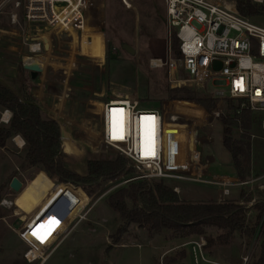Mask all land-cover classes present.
<instances>
[{
	"label": "built area",
	"instance_id": "built-area-1",
	"mask_svg": "<svg viewBox=\"0 0 264 264\" xmlns=\"http://www.w3.org/2000/svg\"><path fill=\"white\" fill-rule=\"evenodd\" d=\"M162 1V5L158 7L150 4L146 8L135 4L134 0H121L125 11H134L141 16L150 11L157 16L160 14L163 25L143 28L146 29V38L142 40L144 47L141 57L144 55L149 59L152 68L159 70L167 67L171 76L179 69L185 72L186 77L170 78L171 87L184 85L191 88L204 85L207 93L217 101H241L240 108L261 116H257L256 121L264 130V26L242 16L235 0L230 3L221 0ZM251 1L264 4V0ZM107 2L108 0H2L0 13L5 6L13 3L14 11L10 13V18L12 24L19 26V29L17 33H9L20 35L27 49L24 61L27 58L38 60L39 56L45 55L44 62L37 61L42 70H46L48 66L55 69L57 61L64 60L62 69L67 72L74 56L79 52V48L75 50L72 46L74 35L82 42L84 38L91 39L94 34L102 33ZM141 8L145 10L141 12ZM141 21L143 27L145 21L139 16V28ZM175 39L180 52L177 59L173 56ZM66 45L72 50L65 49ZM134 50L132 55L137 52L135 48ZM64 51L70 56L58 54ZM24 61L23 64H26ZM141 76L140 82H143ZM143 84L144 82L140 87L144 95L142 98L138 89L137 94H114L102 104L98 133L89 131L60 111L46 106L39 96L41 106L55 114V120L60 126L61 123L70 124L72 129L84 130L81 134L64 128L60 139L63 151L69 153L64 146L66 141L74 145H78L77 141H82L95 150L101 145H109L125 158L127 167L123 175L103 184L106 191L103 189L101 194L98 192L93 195H88L81 185L62 181L54 176L56 180L52 193L60 197L58 202H61V206L55 220L57 224L46 226L38 232L43 239L32 234L37 228L28 220L9 224L27 244L25 258L28 262L45 263L81 223L89 220L93 209L104 196L126 183L142 179L207 184L217 187L219 196L216 202L224 203L232 197L234 189L245 188L250 191L255 183L264 180V173L255 175L251 172L246 178L222 175L216 160L211 166V157H202L198 149L199 131L221 117V111L211 112L195 100L152 101L143 92ZM152 103L160 106L155 107ZM11 116L12 112L6 122L10 121ZM240 131L242 132L241 129ZM20 137L22 144L19 147L22 148L26 143ZM254 137L252 133L251 139ZM131 168L136 173L133 176ZM110 185L112 187L109 188ZM260 185L264 186V183ZM173 190L178 194L181 192L177 185L173 186ZM16 193L10 186V193L5 195L0 204L10 208ZM253 201L254 198L249 204ZM258 230L264 231V210ZM192 244L196 264H223L205 257L203 241ZM247 261L248 257H244L243 264H247Z\"/></svg>",
	"mask_w": 264,
	"mask_h": 264
},
{
	"label": "rangeland",
	"instance_id": "rangeland-1",
	"mask_svg": "<svg viewBox=\"0 0 264 264\" xmlns=\"http://www.w3.org/2000/svg\"><path fill=\"white\" fill-rule=\"evenodd\" d=\"M221 1L232 2V0ZM162 2V0H134L135 4L146 8L150 4L158 7L162 5ZM258 5L264 8V4ZM141 9V12L145 10V8ZM13 11V3H10L0 13V84L11 88L21 99L31 100L41 106L37 96L40 91L39 84L43 81L42 98L46 106L60 111L66 117L94 133H98L100 130L99 112L102 104L114 94L132 95L138 93V89L142 98L144 95L140 87L143 82V92L152 101L186 100V98L173 97V95L180 93L177 92V89L190 87L182 85L174 88L169 82L171 77H186L185 72L179 69L171 76V72L167 70V67H164L159 69V73L158 69L150 66L149 59L144 55L143 58L141 57L144 47L142 40L146 38L144 36L146 29L143 28L163 25L159 13L157 16L149 10L150 12H145L141 16L137 12L123 10L121 0H108L106 19L102 33H99L104 39L106 48L104 61L78 53L74 56L72 65L70 69H67V72H63L62 65H65V61L61 60L57 61L55 69L48 66L46 70L43 69L35 75L23 64L27 49L22 43L20 35L5 33V29L11 26L10 13ZM139 16L143 21H148L144 22L143 27L141 21V28L138 27ZM250 19L264 26V12L252 16ZM16 28L19 29V26ZM72 46L74 47L73 42ZM129 46L136 49L135 55L127 50ZM65 49L72 50L67 45ZM173 52V56L177 59L178 56L174 48ZM58 54L63 57L70 56L66 51ZM39 57L42 58V62L46 60L45 55ZM66 66L69 67V64ZM140 76L143 77V82H140ZM209 88H211V84H209ZM190 89L201 95L207 93L204 85H195ZM152 105L160 106L155 103ZM218 106L221 116L231 115L226 101H218ZM41 108L44 116L55 119L56 116L53 112H49L42 106ZM6 110L8 109H3L0 106V128L9 123L3 121ZM209 111L212 112V110ZM64 128L73 133L83 134L84 131L82 128L72 129L70 124L62 125L61 123V130ZM240 132L239 129H235L234 135L237 136ZM251 132L255 137L251 139L252 161L250 166L257 171L254 173L255 175H261L264 173V130L256 121ZM16 136L13 135L8 139L6 147L0 148V202L8 192L10 193V185L15 177L24 184L21 191L15 194L10 208L0 204V264H37V262L31 263L26 260L25 252L28 250V246L9 224H18L22 220H28L33 225L35 224L36 231L43 230L46 226L51 225L49 221L56 220L58 217L61 202H58L60 197L52 193L54 183L45 182L43 169L23 165L26 145L22 148L19 147L15 142ZM76 143L78 144L74 145L76 152H72L73 146L69 141L66 143V151L69 153L63 151L62 148L60 152L67 168L79 175L86 174L88 159H108L121 156L115 148L109 145H101L95 150L82 141ZM198 144L203 158L214 157L219 162L222 175H237L238 172L234 167L231 154L223 144V124L220 117L215 119L210 126L199 131ZM130 170L133 171L132 176L136 174L133 168ZM160 181L147 180L149 183ZM261 182L264 180L255 183L252 190H245L240 196L239 193H236L229 199V201H238L237 203L247 210L248 227H256V232L253 234L237 231L231 237L226 238L225 230L216 226H206L205 234L185 237L181 232L175 230L164 229L161 232H156L137 224H131L118 243L127 245L117 246L109 253L107 248L114 244L112 237L122 221L119 214L109 205L108 197L116 189L130 184V182L126 183L104 196L93 209L89 220L81 223L43 264H164L165 259L160 257L164 251L161 248V243L164 244L165 250L175 243L177 245L184 244L181 247L177 246L179 247L177 250L184 251L185 255L190 251L193 257L192 242L195 241L205 243L203 252L207 259L223 264H243V258L248 257L247 264H264V260L262 261L264 259V233L258 230L260 220L257 222L256 218L260 212L257 206L264 207V186L260 185ZM163 183L172 188L175 185L179 186L181 192L178 195L184 201L213 202L217 201L219 196L217 187L207 184L164 180ZM105 187L101 185L94 192L89 193L82 186L88 195L98 192L101 194L107 190ZM253 198L255 201L249 204ZM128 202L130 206H133L131 199ZM151 238L153 241L149 242L148 240Z\"/></svg>",
	"mask_w": 264,
	"mask_h": 264
},
{
	"label": "trees",
	"instance_id": "trees-1",
	"mask_svg": "<svg viewBox=\"0 0 264 264\" xmlns=\"http://www.w3.org/2000/svg\"><path fill=\"white\" fill-rule=\"evenodd\" d=\"M235 1L242 16L250 18L264 12L262 6L251 0ZM173 48L179 56L177 39L173 41ZM177 92L180 93L173 97L198 100L209 110H218V101L207 93L201 95L190 88L177 89ZM226 102L231 115L220 117L223 124V144L231 154L237 176L246 178L252 172L251 130L256 124L257 115L246 108H240L241 101L229 99ZM0 106L12 112L8 125L0 128V148L6 147L8 139L13 135L22 136L26 143L23 165L43 169L46 183H54V176H57L62 181L81 185L92 193L105 182L125 172L127 162L120 155L108 159H88L87 172L84 175L71 171L65 165L60 152L61 126L55 119L44 116L38 103L21 99L11 88L0 84ZM235 129H241L242 132L235 136ZM129 199L132 200L133 206L129 205ZM108 202L122 221L112 237L114 244L120 242L131 224L156 232L164 229L175 230L185 237L205 234L206 226L225 230L226 238L237 231L248 234L256 232V227H248L247 210L238 203L184 201L172 187L163 183V180L156 183H149L147 180L132 181L111 193ZM257 208L260 210L256 215L259 222L264 207L259 205ZM111 247L112 245H109L108 249Z\"/></svg>",
	"mask_w": 264,
	"mask_h": 264
},
{
	"label": "crops",
	"instance_id": "crops-1",
	"mask_svg": "<svg viewBox=\"0 0 264 264\" xmlns=\"http://www.w3.org/2000/svg\"><path fill=\"white\" fill-rule=\"evenodd\" d=\"M0 3H1V0H0ZM10 21H11V18H10ZM10 25L11 26L8 29H5V33H8L9 34V31L10 32L17 33L16 26L13 25L12 22H11ZM73 45H74L75 49L79 48V52L78 53L81 54V55H86V56H89V57H92V58H99L102 62L105 59L106 48H105L104 39H103V37H102L101 34H94L91 39L84 38L82 42L78 39V36L77 35H74ZM39 58H38V60L37 59L34 60L32 63H35L37 61L38 62H40V61L42 62V58L41 57H39ZM31 61H32V59L27 58V59H25L24 62L25 63H29V62L31 63ZM39 85H40V88H39L40 91H38L39 92L38 93V96H37L38 97V100H39V96L42 97V93H43V89L41 88V86L43 84L40 83ZM67 142L68 141H66L64 143L65 149H67V147H66V143ZM72 146H73V151L72 152H76V148L74 147V144H72ZM213 158L214 157H211L209 159V163H210L211 166L213 165V163H215V160H216L215 158L214 159ZM217 163H218V169L221 172L220 164H219L218 161H217ZM255 172H257V171H255V168L252 167V173L254 174ZM232 176H236V175H232ZM262 183H264V182H261V184ZM245 190H246L245 188L234 189L232 196H234L236 193L237 194L239 193V196H240L241 193L243 191H245ZM214 202H216V201H214ZM235 202L237 203L238 201H235ZM148 241L151 242L153 240L151 238V240L149 239ZM126 245L127 244H124V243H121V244H112V247L110 249L107 248L108 249L107 251L110 253L115 247H117V246H126ZM131 245H135V244H131ZM163 245L164 244L161 243V248L164 251L161 253V256L160 257H161V259H162V257L165 259L164 260V264H194V262H195L194 257H192V255H191V253H190L189 250H188L189 253H187L186 255H185V252L184 251L177 250V248H179L181 246H184V244L183 245H177L175 243L173 246L169 247L167 250L164 249V246ZM177 246H179V247H177ZM181 257H183V258L180 259ZM200 264H210V263L200 262Z\"/></svg>",
	"mask_w": 264,
	"mask_h": 264
},
{
	"label": "water",
	"instance_id": "water-1",
	"mask_svg": "<svg viewBox=\"0 0 264 264\" xmlns=\"http://www.w3.org/2000/svg\"><path fill=\"white\" fill-rule=\"evenodd\" d=\"M127 50L131 53V54H134L135 53V50L132 46H129L127 47ZM25 68L26 69H29L31 71H33V73L36 75L38 72L42 71V68L40 67V65L35 62V63H32V64H25ZM21 184V181L15 177L12 182H11V187L14 189V190H18L19 186Z\"/></svg>",
	"mask_w": 264,
	"mask_h": 264
},
{
	"label": "bare ground",
	"instance_id": "bare-ground-1",
	"mask_svg": "<svg viewBox=\"0 0 264 264\" xmlns=\"http://www.w3.org/2000/svg\"><path fill=\"white\" fill-rule=\"evenodd\" d=\"M26 64H29V63H26ZM9 114H10V110H6V112L4 114L5 118H4L3 121H7L8 117H9ZM16 142H17L18 145H21L22 144V138L20 136H17L16 137ZM22 187H23V182H21V184H20V186H19V188L17 190V193L21 191Z\"/></svg>",
	"mask_w": 264,
	"mask_h": 264
},
{
	"label": "snow or ice",
	"instance_id": "snow-or-ice-1",
	"mask_svg": "<svg viewBox=\"0 0 264 264\" xmlns=\"http://www.w3.org/2000/svg\"><path fill=\"white\" fill-rule=\"evenodd\" d=\"M49 223H50V224H56L57 222H56L55 220H52V221H49ZM41 227H43V225H41ZM38 232H39V230L33 232L32 234H33L34 236H36L38 239H43V237H41V236L38 235Z\"/></svg>",
	"mask_w": 264,
	"mask_h": 264
}]
</instances>
